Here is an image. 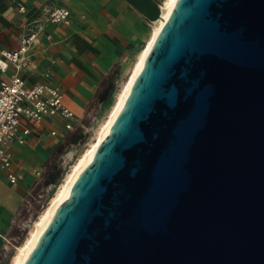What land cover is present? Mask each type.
Listing matches in <instances>:
<instances>
[{"label": "water", "instance_id": "1", "mask_svg": "<svg viewBox=\"0 0 264 264\" xmlns=\"http://www.w3.org/2000/svg\"><path fill=\"white\" fill-rule=\"evenodd\" d=\"M24 264H264V0H176Z\"/></svg>", "mask_w": 264, "mask_h": 264}, {"label": "crops", "instance_id": "2", "mask_svg": "<svg viewBox=\"0 0 264 264\" xmlns=\"http://www.w3.org/2000/svg\"><path fill=\"white\" fill-rule=\"evenodd\" d=\"M58 6L71 10L70 24L48 19L47 11ZM150 23L126 0H0V58L2 50L18 49L23 36L37 32L39 40L25 55L21 77L27 86L37 82L59 86L66 105L83 123L106 104L117 75L129 67L147 41ZM15 71L13 63L6 68L0 65V83ZM31 125L33 132L26 143L11 146L13 167L25 179L12 184L0 169V223L5 232L15 218V208L36 180L33 169L44 171L71 135L60 116H46ZM3 250L0 244V253Z\"/></svg>", "mask_w": 264, "mask_h": 264}, {"label": "built area", "instance_id": "3", "mask_svg": "<svg viewBox=\"0 0 264 264\" xmlns=\"http://www.w3.org/2000/svg\"><path fill=\"white\" fill-rule=\"evenodd\" d=\"M47 12L48 19L53 23L70 24L72 21V12L67 7L58 6ZM38 40L37 32H31L21 38L18 49L2 50L3 58H0L2 68H6L9 62L16 67V71L0 83V169L12 184L24 180L25 174L14 169L11 146L26 143L27 137L33 132L31 124L42 122L46 116H60L66 130L72 134L84 127L81 118L66 105L59 86L48 82L27 86L21 77L20 70L26 65L25 55L30 45ZM51 133L57 135V130ZM32 173L37 181L42 178L44 171L34 168ZM33 189H28L27 196L31 195ZM9 243V236L0 223V244L7 249Z\"/></svg>", "mask_w": 264, "mask_h": 264}, {"label": "rangeland", "instance_id": "4", "mask_svg": "<svg viewBox=\"0 0 264 264\" xmlns=\"http://www.w3.org/2000/svg\"><path fill=\"white\" fill-rule=\"evenodd\" d=\"M159 1L162 2V0ZM151 28L152 23L149 25L148 34L151 32ZM143 45H141L138 52H136V56L130 63L129 67L122 74L117 75L118 79L114 82L112 92L106 104H104L101 108H97V110L93 111L91 115H88L86 120L83 122L84 127H82L80 130H77L75 132L76 135H74L75 133H71L68 139H66L65 143L60 147V150L52 156V159L44 170L42 178L37 181L35 180L30 186V188H34L31 192V195L25 196L24 201H20L18 206L15 208V218L13 221H10V225L6 227L7 229H5L9 236L10 243L7 245V249L1 251L0 253V264H11V260L17 251V246L24 242L29 231L33 228L36 218L44 210L51 196L58 189L59 184L62 182V178H64L71 165L84 150L86 144L89 143L97 133L99 127L106 119L118 92L127 79L137 55ZM82 130L85 134V137L78 144L76 149L73 150V139L77 137L79 132ZM71 150H73V153L71 156H69ZM58 165L63 169V173L56 180V182L52 184L47 183L50 176L52 175V172H54ZM26 201L28 202L26 203Z\"/></svg>", "mask_w": 264, "mask_h": 264}, {"label": "bare ground", "instance_id": "5", "mask_svg": "<svg viewBox=\"0 0 264 264\" xmlns=\"http://www.w3.org/2000/svg\"><path fill=\"white\" fill-rule=\"evenodd\" d=\"M175 2L176 0H162L161 15L158 19L152 22V28L149 37L145 44L142 46L141 50L139 51L137 58L130 70V73L127 79L125 80L124 84L122 85L120 91L118 92L117 97L106 119L99 127L95 136L91 139L89 143L86 144L84 150L71 165L64 178H62V182L59 184L58 189L51 196L44 210L36 218L33 228L29 231L28 236L26 237L24 242L21 245L17 246V251L11 260V264L25 263L37 240L50 223L52 217L58 210L61 203L67 197L76 179L78 178L82 170L87 166L88 162L100 146L101 142L103 141L104 137L106 136L107 132L109 131L113 122L118 116L146 56L150 51L151 47L153 46L158 34L162 30L163 25L165 24L168 16L170 15ZM105 95L106 94H104L102 98H104ZM81 138L82 137L78 136L75 138L73 142V150L76 149V146H78V143ZM73 150H71L69 156L72 155ZM62 173L63 169L58 165L54 172H52V175L50 176L47 183L52 184L56 182V180L60 177Z\"/></svg>", "mask_w": 264, "mask_h": 264}, {"label": "flooded vegetation", "instance_id": "6", "mask_svg": "<svg viewBox=\"0 0 264 264\" xmlns=\"http://www.w3.org/2000/svg\"><path fill=\"white\" fill-rule=\"evenodd\" d=\"M78 137H82L81 139H80V141H79V143L84 139V137H85V134H83V133H80L79 135H78ZM78 143V144H79Z\"/></svg>", "mask_w": 264, "mask_h": 264}]
</instances>
